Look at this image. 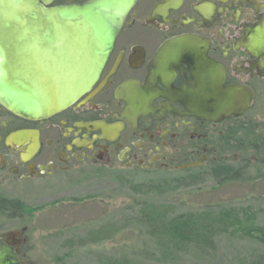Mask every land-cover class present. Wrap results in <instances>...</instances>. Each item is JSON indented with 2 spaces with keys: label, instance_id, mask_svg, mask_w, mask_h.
Returning a JSON list of instances; mask_svg holds the SVG:
<instances>
[{
  "label": "flooded vegetation",
  "instance_id": "obj_1",
  "mask_svg": "<svg viewBox=\"0 0 264 264\" xmlns=\"http://www.w3.org/2000/svg\"><path fill=\"white\" fill-rule=\"evenodd\" d=\"M217 74L218 105L198 90L199 76L205 90ZM232 87L250 101L237 115L220 106ZM261 122L264 0H135L98 80L75 104L41 119L0 104V256L36 264L32 253L62 228L48 230L33 202L58 208L64 185L88 172L208 166L223 151L237 154L240 135H256Z\"/></svg>",
  "mask_w": 264,
  "mask_h": 264
},
{
  "label": "rangeland",
  "instance_id": "obj_2",
  "mask_svg": "<svg viewBox=\"0 0 264 264\" xmlns=\"http://www.w3.org/2000/svg\"><path fill=\"white\" fill-rule=\"evenodd\" d=\"M254 132L264 135V123ZM237 154L217 157L237 161ZM61 201L58 208L33 202L48 230L56 222L62 228L52 245L32 253L36 264H132L129 249L144 245L182 255L167 264H264V179L216 185L206 165L112 169L65 184ZM206 232L213 246L204 242Z\"/></svg>",
  "mask_w": 264,
  "mask_h": 264
},
{
  "label": "water",
  "instance_id": "obj_3",
  "mask_svg": "<svg viewBox=\"0 0 264 264\" xmlns=\"http://www.w3.org/2000/svg\"><path fill=\"white\" fill-rule=\"evenodd\" d=\"M134 3L88 0L46 7L48 0H0V104L30 119L75 104L98 80ZM202 79L201 96L218 105L219 75L206 76L205 90ZM221 95L227 114L250 104L237 88H224ZM0 264H7L1 256Z\"/></svg>",
  "mask_w": 264,
  "mask_h": 264
},
{
  "label": "trees",
  "instance_id": "obj_4",
  "mask_svg": "<svg viewBox=\"0 0 264 264\" xmlns=\"http://www.w3.org/2000/svg\"><path fill=\"white\" fill-rule=\"evenodd\" d=\"M240 137H242L240 138L241 142L245 145L236 146L240 152L238 154L239 162L232 156V161H230L231 159L216 158L209 163L208 170L216 185H222L226 182L251 183L258 179H264V135H241ZM231 150H235V146L231 147ZM115 172L117 173V171ZM252 172H255L256 175H250ZM149 230L151 234L158 232L156 228ZM202 236L205 243L209 242V246H213V235L206 232ZM158 250L157 248L156 250L150 249L147 245L129 249V263L167 264L169 260L182 258V255L175 250Z\"/></svg>",
  "mask_w": 264,
  "mask_h": 264
}]
</instances>
